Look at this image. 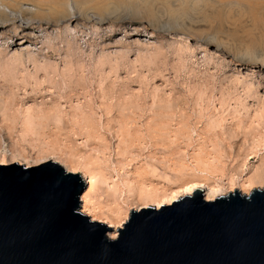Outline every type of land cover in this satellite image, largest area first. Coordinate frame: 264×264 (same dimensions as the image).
<instances>
[{
	"label": "rangeland",
	"instance_id": "obj_1",
	"mask_svg": "<svg viewBox=\"0 0 264 264\" xmlns=\"http://www.w3.org/2000/svg\"><path fill=\"white\" fill-rule=\"evenodd\" d=\"M4 139L28 154L8 163L78 174V211L109 236L127 182L163 190L198 167L246 178L264 163V0H0ZM56 144L105 176L40 155ZM226 175V195L264 187Z\"/></svg>",
	"mask_w": 264,
	"mask_h": 264
},
{
	"label": "water",
	"instance_id": "obj_2",
	"mask_svg": "<svg viewBox=\"0 0 264 264\" xmlns=\"http://www.w3.org/2000/svg\"><path fill=\"white\" fill-rule=\"evenodd\" d=\"M83 189L52 161L0 164V264H264V187L131 210L115 238L78 211Z\"/></svg>",
	"mask_w": 264,
	"mask_h": 264
},
{
	"label": "bare ground",
	"instance_id": "obj_3",
	"mask_svg": "<svg viewBox=\"0 0 264 264\" xmlns=\"http://www.w3.org/2000/svg\"><path fill=\"white\" fill-rule=\"evenodd\" d=\"M34 123H30V126H27L28 127L27 130L23 131V133L21 132V137H20L21 139L19 140L20 142L26 141L25 136L27 133H24V132L33 131L38 126H40V124H37V123L34 124ZM19 141H17V143H19ZM2 142H3V145H0V164L8 163L9 159H7L6 157H11V160L13 161H17L16 158H18L19 156L24 157L26 160L28 159L27 157L28 154H25V147L23 145L16 144V142H14L12 146L8 147L5 139L2 140ZM48 146L41 147L40 155L42 154L43 155L44 154L45 155L46 154L57 155V158L59 159L60 162H63L66 165V167L73 169V170L74 168L79 169L83 167L85 168L86 176L90 178L91 180H93L95 177L103 178L102 176L104 174L102 175V170L100 168L97 167L96 169H92L90 168L89 164H86V163L82 164L80 161L77 160V158L74 155H71L72 153H67L63 151L59 154V150L61 149L58 144H56L53 147H48ZM41 158L45 159V157H41ZM196 169L201 174L195 173L192 175V174H188L186 170H182L180 171L181 172L180 178L175 179V180L173 179L174 181L169 180L167 182V186L169 187L163 190L153 185H150V184L147 185V183H144L145 181L140 182L139 180L136 183H134V181L127 182V184L124 185L126 187V190L123 187L121 189V192L124 190L123 192L127 195V198H128L127 200L129 201L126 202L127 200H124V203H123L124 205L118 202L117 205L114 207V209L110 210V212L112 211L113 212L112 214H114L116 218V219L114 218L115 221L117 220L116 222H113L114 220L113 221L111 220V225H114L115 223H116L115 225H117V223H121L120 226H123V223L128 219V214H127L128 211L126 210L128 206L126 208V205L137 204L138 209H140L141 207H148V206L160 208L162 205L171 204L172 202L179 200L181 197L192 195L198 189L201 190L200 189L201 187H204L205 189L204 190L205 196L203 195V197L206 200H214L217 197L226 196L227 187L225 186V184H223V179H224V176L226 175L224 171L220 172L219 169H216V168L211 169L209 167H198ZM250 172L251 173L246 178H243V176L239 174L237 176L228 175L229 177L226 175L229 179L228 184H230L231 186H235L238 184L243 188H246L247 186H252L255 184L264 185V163L258 166L257 168H254ZM99 181L101 180L99 179ZM116 187H119V186H116ZM116 192L118 191L116 190ZM117 194L119 193H116L115 197L118 200ZM83 200L85 199L83 198ZM84 207L87 208L89 212L94 211L93 208L87 207L86 204L84 205ZM125 216H126V220L124 219V222H122ZM99 217L101 218V216ZM94 219H97V218L94 217ZM117 233H118V230L114 233H111V236H109V233H108V236L110 238H115L117 236Z\"/></svg>",
	"mask_w": 264,
	"mask_h": 264
}]
</instances>
